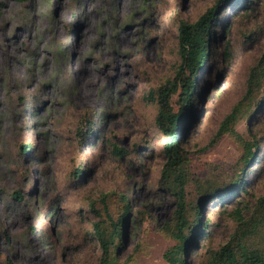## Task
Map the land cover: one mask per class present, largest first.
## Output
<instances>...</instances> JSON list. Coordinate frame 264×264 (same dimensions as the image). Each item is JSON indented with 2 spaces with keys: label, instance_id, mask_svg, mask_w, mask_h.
<instances>
[{
  "label": "rangeland",
  "instance_id": "obj_1",
  "mask_svg": "<svg viewBox=\"0 0 264 264\" xmlns=\"http://www.w3.org/2000/svg\"><path fill=\"white\" fill-rule=\"evenodd\" d=\"M214 3L0 0V264L96 263L93 208L111 191L131 205L119 264H168L163 253L173 242L160 226L174 198L158 186L164 139L153 124L156 92L180 61L179 22H194ZM211 30L181 128L193 180L232 174L243 154L229 133L214 137L264 50V0L223 3ZM232 127L257 138L255 159L242 189L202 203L207 232L186 264H206L235 231L234 210L246 205L248 216L264 195V102Z\"/></svg>",
  "mask_w": 264,
  "mask_h": 264
},
{
  "label": "trees",
  "instance_id": "obj_2",
  "mask_svg": "<svg viewBox=\"0 0 264 264\" xmlns=\"http://www.w3.org/2000/svg\"><path fill=\"white\" fill-rule=\"evenodd\" d=\"M231 0H215L194 22L181 20L178 24L179 64L173 76L157 89V113L153 124L163 136V164L158 178V186L174 198V209L170 219L160 226L164 235L172 240L163 253L168 264H186V256L197 244V239L206 234L208 221L203 218L202 203L210 196L224 200L245 185V174L254 161L257 138L245 140L232 125L245 114L251 116L264 102V50L250 68L246 80L245 93L231 112L225 117L214 141L229 133L243 146L244 151L238 166L232 174L218 171L214 178L193 180L188 168V153L181 144L185 129L184 122L191 112L193 91L198 73L203 69L210 50L212 23L220 6ZM239 1V0H236ZM92 126L89 127L91 132ZM30 144L20 145L27 152ZM77 177L82 170H76ZM194 182V190L188 186ZM224 181V182H223ZM18 196V195H17ZM100 206L94 209L95 220L91 235L97 242L100 255L94 264H119V250L123 248L127 219L131 214L129 199L124 193L111 191L99 198ZM239 203V199H238ZM246 205L236 208L232 215L236 224L231 238L218 249L209 252L206 264H264V240L253 245L252 238L264 229V195L260 196L248 216ZM197 234V236H196ZM128 254L125 262L134 260L135 252Z\"/></svg>",
  "mask_w": 264,
  "mask_h": 264
},
{
  "label": "bare ground",
  "instance_id": "obj_3",
  "mask_svg": "<svg viewBox=\"0 0 264 264\" xmlns=\"http://www.w3.org/2000/svg\"><path fill=\"white\" fill-rule=\"evenodd\" d=\"M35 21V20H34ZM36 22V21H35ZM36 27V26H35ZM16 73L15 65H12L10 69L8 70V74L14 76Z\"/></svg>",
  "mask_w": 264,
  "mask_h": 264
},
{
  "label": "water",
  "instance_id": "obj_4",
  "mask_svg": "<svg viewBox=\"0 0 264 264\" xmlns=\"http://www.w3.org/2000/svg\"><path fill=\"white\" fill-rule=\"evenodd\" d=\"M125 238H126V234H125Z\"/></svg>",
  "mask_w": 264,
  "mask_h": 264
}]
</instances>
